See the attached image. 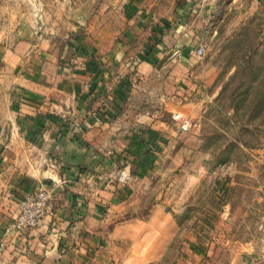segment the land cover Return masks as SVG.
<instances>
[{
    "label": "crops",
    "instance_id": "0c3cea01",
    "mask_svg": "<svg viewBox=\"0 0 264 264\" xmlns=\"http://www.w3.org/2000/svg\"><path fill=\"white\" fill-rule=\"evenodd\" d=\"M118 1V33L80 31L58 41L25 25L15 41H0V241L20 199L40 187L54 192L38 226L7 237L0 264H111V223L138 185L168 173L164 162L177 153L174 113L202 115L201 97L181 99L189 75L200 79L190 27L207 7ZM153 92L161 110L146 104ZM177 178L187 188L201 183L199 170ZM201 245L188 242L191 258L178 264H201ZM233 247L230 264H264L261 242Z\"/></svg>",
    "mask_w": 264,
    "mask_h": 264
},
{
    "label": "rangeland",
    "instance_id": "374dc122",
    "mask_svg": "<svg viewBox=\"0 0 264 264\" xmlns=\"http://www.w3.org/2000/svg\"><path fill=\"white\" fill-rule=\"evenodd\" d=\"M200 2L207 7L203 22L190 27L194 45L205 47L203 55L193 54L200 79L189 75L181 100L201 97L202 115L191 117L190 129L176 122L168 173L138 185L111 223V264H178L191 258L184 247L192 241L202 244L201 264H230L239 252L234 243L248 239L264 247V102L257 104L264 88V0ZM121 7L118 0H0V41H15L25 25L58 41L80 31L111 35L123 27ZM166 102L162 111L170 116ZM146 104L161 110L154 92ZM185 168L199 170L201 183L182 185L177 177Z\"/></svg>",
    "mask_w": 264,
    "mask_h": 264
},
{
    "label": "built area",
    "instance_id": "2783aa9c",
    "mask_svg": "<svg viewBox=\"0 0 264 264\" xmlns=\"http://www.w3.org/2000/svg\"><path fill=\"white\" fill-rule=\"evenodd\" d=\"M194 52L195 54L203 55L205 53V47L200 44ZM174 118L183 129H190L193 126L191 118L180 111L174 113ZM122 174L126 177L124 173ZM53 197L54 192L52 189L40 187L19 200L17 215L6 226L4 237L0 241V251L4 250L6 239L13 231L19 228H33L41 223L50 209V203Z\"/></svg>",
    "mask_w": 264,
    "mask_h": 264
},
{
    "label": "trees",
    "instance_id": "16d2710c",
    "mask_svg": "<svg viewBox=\"0 0 264 264\" xmlns=\"http://www.w3.org/2000/svg\"><path fill=\"white\" fill-rule=\"evenodd\" d=\"M244 94L246 95V98H247V97H249L252 94V92L249 91V90L248 91L246 90V92ZM259 95L262 97V99L259 102H257V104L258 103L260 104V103L264 102V88H262L261 90H259ZM248 100H249V102H251V99L250 98H248Z\"/></svg>",
    "mask_w": 264,
    "mask_h": 264
}]
</instances>
